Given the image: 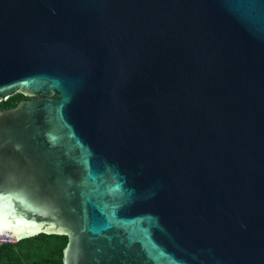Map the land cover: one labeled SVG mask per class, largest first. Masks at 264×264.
Here are the masks:
<instances>
[{
  "label": "water",
  "instance_id": "1",
  "mask_svg": "<svg viewBox=\"0 0 264 264\" xmlns=\"http://www.w3.org/2000/svg\"><path fill=\"white\" fill-rule=\"evenodd\" d=\"M0 239L62 264H264V0H0Z\"/></svg>",
  "mask_w": 264,
  "mask_h": 264
},
{
  "label": "trees",
  "instance_id": "2",
  "mask_svg": "<svg viewBox=\"0 0 264 264\" xmlns=\"http://www.w3.org/2000/svg\"><path fill=\"white\" fill-rule=\"evenodd\" d=\"M28 98L17 93L0 101V109L13 107ZM67 236L40 233L15 242L0 243V264H62Z\"/></svg>",
  "mask_w": 264,
  "mask_h": 264
},
{
  "label": "built area",
  "instance_id": "3",
  "mask_svg": "<svg viewBox=\"0 0 264 264\" xmlns=\"http://www.w3.org/2000/svg\"><path fill=\"white\" fill-rule=\"evenodd\" d=\"M5 242H15V241H13V240H1L0 239V243H5Z\"/></svg>",
  "mask_w": 264,
  "mask_h": 264
}]
</instances>
